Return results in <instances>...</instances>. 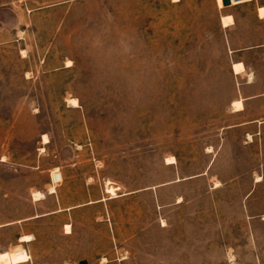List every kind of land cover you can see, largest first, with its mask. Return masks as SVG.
Returning a JSON list of instances; mask_svg holds the SVG:
<instances>
[{"label": "rangeland", "instance_id": "obj_1", "mask_svg": "<svg viewBox=\"0 0 264 264\" xmlns=\"http://www.w3.org/2000/svg\"><path fill=\"white\" fill-rule=\"evenodd\" d=\"M262 6L0 0V254L264 264V124L233 128L264 123V100L232 114L234 61L264 94Z\"/></svg>", "mask_w": 264, "mask_h": 264}, {"label": "crops", "instance_id": "obj_2", "mask_svg": "<svg viewBox=\"0 0 264 264\" xmlns=\"http://www.w3.org/2000/svg\"><path fill=\"white\" fill-rule=\"evenodd\" d=\"M249 1H252V0H248V1H245V2H249ZM235 64H243V66H244L243 73L236 74L234 72V65ZM232 70H233V73L237 76V78L242 79V80L245 81L243 83V85H242L243 89L241 91L240 96L235 100V101L242 100L244 108L241 111H234V109L232 108V114L239 115V114H242L243 112H245V107L247 105V102H249V101H258V100H262L263 101L264 100V94L254 95V96L250 95V97H245L243 95L244 91L246 90V87L253 86V85L256 84V76H255V73H251L248 70L247 64L242 59L236 60V61H234L232 63ZM253 124H261V125H263L264 123L261 122L259 119H256L255 121L244 122V123H240V124L234 125L233 128H246L247 126H250V125H253ZM36 217L40 218L42 216L38 215ZM21 244H28V243H21ZM4 252H6V251H4Z\"/></svg>", "mask_w": 264, "mask_h": 264}, {"label": "bare ground", "instance_id": "obj_3", "mask_svg": "<svg viewBox=\"0 0 264 264\" xmlns=\"http://www.w3.org/2000/svg\"><path fill=\"white\" fill-rule=\"evenodd\" d=\"M248 1V0H247ZM219 2V6L222 8L223 7V0H218ZM245 1H241V2H235L234 0H232V3L234 5H238V4H241V3H244ZM259 14H260V17L262 18L264 16V7L262 6L260 9H259ZM232 20H233V17L232 16H229V17H223L222 21H223V26L224 27H229L230 24H232ZM234 70H235V73L239 74V73H242L244 71V66L242 64H235L234 65ZM74 103H76V101H74ZM76 105V104H75ZM234 106L237 110H240L242 108V105H241V102H235L234 103ZM44 141H47L48 142V139L46 136H44ZM36 197H41L43 196L41 193H38V194H35ZM12 261H11V258H10V255L9 253H5V254H0V264H11Z\"/></svg>", "mask_w": 264, "mask_h": 264}, {"label": "clouds", "instance_id": "obj_4", "mask_svg": "<svg viewBox=\"0 0 264 264\" xmlns=\"http://www.w3.org/2000/svg\"><path fill=\"white\" fill-rule=\"evenodd\" d=\"M93 50L97 56H99L102 60H105V54L102 50V44L99 43L96 39L93 40ZM128 83H129L130 89L134 93L139 92L141 89L148 86L143 73H136V74L128 76Z\"/></svg>", "mask_w": 264, "mask_h": 264}, {"label": "water", "instance_id": "obj_5", "mask_svg": "<svg viewBox=\"0 0 264 264\" xmlns=\"http://www.w3.org/2000/svg\"><path fill=\"white\" fill-rule=\"evenodd\" d=\"M235 2L247 1V0H234ZM224 6H231L232 0H223ZM79 264H88L85 261L80 262Z\"/></svg>", "mask_w": 264, "mask_h": 264}]
</instances>
